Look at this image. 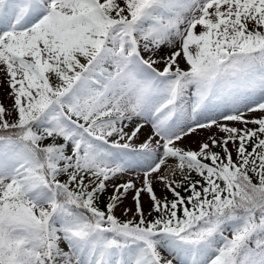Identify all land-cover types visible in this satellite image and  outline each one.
I'll return each instance as SVG.
<instances>
[{
  "label": "snow or ice",
  "instance_id": "obj_1",
  "mask_svg": "<svg viewBox=\"0 0 264 264\" xmlns=\"http://www.w3.org/2000/svg\"><path fill=\"white\" fill-rule=\"evenodd\" d=\"M0 89V264H264V0H0Z\"/></svg>",
  "mask_w": 264,
  "mask_h": 264
},
{
  "label": "bare ground",
  "instance_id": "obj_2",
  "mask_svg": "<svg viewBox=\"0 0 264 264\" xmlns=\"http://www.w3.org/2000/svg\"><path fill=\"white\" fill-rule=\"evenodd\" d=\"M0 99H3V90H2V89H0ZM4 102L7 103L6 99L4 100ZM184 144H185V145H190V146H194V145H195V144H194L191 140H189V139H185Z\"/></svg>",
  "mask_w": 264,
  "mask_h": 264
},
{
  "label": "rangeland",
  "instance_id": "obj_3",
  "mask_svg": "<svg viewBox=\"0 0 264 264\" xmlns=\"http://www.w3.org/2000/svg\"><path fill=\"white\" fill-rule=\"evenodd\" d=\"M183 66V65H182ZM192 147H195V145L194 146H192ZM125 206H131V200L129 199L128 201H126V205ZM118 214H119V212H118Z\"/></svg>",
  "mask_w": 264,
  "mask_h": 264
}]
</instances>
